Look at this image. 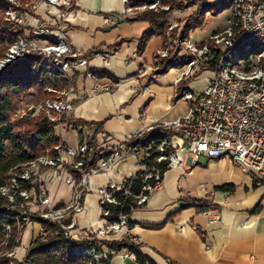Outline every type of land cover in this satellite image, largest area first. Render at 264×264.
<instances>
[{"label":"built area","instance_id":"built-area-1","mask_svg":"<svg viewBox=\"0 0 264 264\" xmlns=\"http://www.w3.org/2000/svg\"><path fill=\"white\" fill-rule=\"evenodd\" d=\"M124 1L130 14H136L135 10L141 8L132 7L129 0ZM12 2L17 6L6 11L5 19L13 26L24 25V34L18 36L16 43L10 45L5 57L0 59V70L19 59L37 56L39 68H32V74L41 73V79L47 77L66 82L62 89H57L54 82L46 86V91L59 95L54 100L46 99L41 105L46 117L56 123V130L65 125V115L73 109L74 98L71 96L76 94L75 77H94L97 70L89 66L90 58L96 55L106 62L108 55L100 52L83 53L71 46L65 33V21L77 0H37L36 5L28 7L37 12L39 5L46 3L55 8L56 14L50 22L36 23L27 9L21 11L18 3L15 0ZM229 2L232 15L227 27L200 42L189 36L173 37L172 31L178 24L169 20L165 33L167 39L154 56L152 68L156 76L170 68L183 69L181 80L197 78L205 70L211 73L201 91L186 87L182 97L189 102L188 113L164 125L170 133L162 131L161 140H151L147 147H129L126 142L108 146L103 154L100 152L102 157L96 164L86 169L87 158L94 153L91 147L94 139L84 133V125L73 123L71 126L79 134L77 147L63 145L61 141L54 148L56 156L47 153L24 164L18 173L15 172L17 170L13 171L10 184L0 188L10 203L21 209L27 207L23 211L24 215L17 220L24 221L25 226L32 222L28 207L36 198L41 207L36 217L58 224L65 237L75 245V251L86 257L87 264H111L116 255L135 261V253L127 247L117 249L106 244L113 241L137 244V240L130 235L133 221L131 214L122 212L111 219L110 209L105 206L113 204L124 207L117 197L118 193L133 195L137 206L144 207L162 187L164 175L169 169L176 166L187 169L203 166L204 163L198 161L202 157L209 160L230 157L236 166L253 176L257 185L264 184V0ZM169 6L157 0L143 8L157 10L162 7L161 10L169 11ZM105 21L108 24L116 22L114 17H107ZM104 89L96 86L94 91ZM130 156L138 159L144 172L142 191L137 195L132 194L131 182L127 179L119 184L101 187L98 194L101 199L102 226L88 230L79 228L76 218L84 209L89 175L108 171ZM151 159L153 164L147 165L145 162ZM157 164L166 167L162 169ZM44 167L48 169L43 173L41 168ZM76 172L80 173L79 179ZM54 176L64 178L74 187L71 201L63 206L54 205L47 195L45 186ZM18 178L29 181L32 188L21 189ZM206 212L211 216V221L219 219L215 205H211ZM137 225L147 227L145 224ZM7 230L10 228L7 227ZM41 234L45 232L42 230ZM21 262L34 264L25 259Z\"/></svg>","mask_w":264,"mask_h":264},{"label":"crops","instance_id":"crops-1","mask_svg":"<svg viewBox=\"0 0 264 264\" xmlns=\"http://www.w3.org/2000/svg\"><path fill=\"white\" fill-rule=\"evenodd\" d=\"M193 8L197 7L189 11ZM187 10L177 13L176 19L184 20L197 9L190 13ZM55 14V8L41 3L33 22H50ZM134 16L127 12L124 0H77L70 10L65 33L71 46L83 53H106L108 58L105 62L100 56H92L89 66L97 70L96 75L75 77L73 109L65 115V125L56 129L66 146H78L79 134L71 126L76 121L85 122L84 133L96 140L103 154L108 146L125 143L155 125L170 124L188 113L189 102L178 90L183 69L170 68L156 76L154 56L165 39L153 36L139 53L140 40L151 25L148 21H129ZM107 17H114L116 22L106 23ZM230 19L193 40L200 42L223 30ZM210 75L205 70L197 78L183 81L186 87L199 92ZM96 86L105 89L94 91ZM202 158L203 166H176L165 173L162 187L147 205L132 211L130 235L156 264H264V184L257 185L253 176L230 157ZM141 169L138 159L130 156L108 171L90 174L84 209L76 218L78 227L88 230L102 226L98 190L119 184ZM223 186L227 189H218ZM46 188L54 205L68 204L72 199L74 187L64 178H50ZM198 201L215 205L219 219L211 221L208 211L198 208ZM180 202L186 205L180 207ZM174 212L173 219L157 227ZM42 230L40 222L26 224L13 258L23 261ZM111 264L136 263L116 255Z\"/></svg>","mask_w":264,"mask_h":264},{"label":"trees","instance_id":"trees-1","mask_svg":"<svg viewBox=\"0 0 264 264\" xmlns=\"http://www.w3.org/2000/svg\"><path fill=\"white\" fill-rule=\"evenodd\" d=\"M2 0H0V12L5 10ZM157 0H129V5L132 7H143L156 3ZM163 3L174 7L190 8L197 6V10L193 12L185 23L182 30V38L189 36L191 31L196 30L204 25L206 15L209 12H214L218 15L225 9L229 8V0H161ZM203 1V3H201ZM219 2V5H216ZM148 21L151 25V30L146 32L139 44L138 52L143 53L149 40L155 35H161L166 40V30L169 26L170 14L169 11L161 9H146L142 13H136V16L129 21ZM1 23V18H0ZM8 23V22H7ZM23 35V34H22ZM10 36H6V39ZM13 42V41H12ZM118 45V44H117ZM7 48H0V58L5 57ZM32 68H39L37 56H31L28 59H19L16 62L8 64L0 71V188L10 184L12 172L19 170L22 164H26L36 160L40 156L50 154L57 155L54 149L61 139L56 135V123L50 121L46 116L36 119H25L18 123L19 131L14 130L13 118L20 105L22 96L27 93L34 92L41 97L48 94L44 91L45 87L55 83L57 89H62L66 86V82L57 79L40 78L41 73L34 75L31 73ZM38 71H41L38 69ZM54 82V83H53ZM186 82L181 80L179 83V92L186 89ZM179 93V94H180ZM73 123V122H72ZM74 123L84 125L85 122L76 121ZM162 131L159 128H154L151 131H146L142 135L133 136L126 141L129 147L142 146L147 147L151 140L159 142L161 140ZM94 139V138H93ZM8 143L13 146V150L8 148ZM65 145V144H63ZM94 153L90 158H87L86 169L93 167L100 159L101 154L95 143L91 145ZM144 163V162H143ZM147 165L153 164V159L145 162ZM159 167L165 168L164 164H157ZM143 170L138 171L133 177L127 179L131 182L132 194L137 195L142 191L143 187ZM76 177L79 179L80 173L76 172ZM18 184L21 189L30 190L32 185L29 181L18 178ZM218 189H227L223 186ZM119 201L124 204V207H119L113 204H107L110 209L111 219H115L120 213L125 212L131 214L133 210L142 208L137 206L133 195L124 196L121 193L117 195ZM23 202V199L18 197ZM25 202V201H24ZM200 210L206 211L212 204H205L198 201ZM60 203L57 206H63ZM27 207L21 209L16 204L9 202L8 198L0 191V264H23L16 260L11 255L16 247L19 246L20 228H25L24 221H19L24 214L23 211ZM176 212L170 214L166 221L158 225L161 227L167 221H170L175 216ZM32 221L42 224L45 234H40L39 237L31 244L27 250L25 260L34 264H87V259L75 251V245L72 241L65 237L60 226L51 221L40 220L38 217L31 215ZM133 225V221H131ZM7 227L10 230H7ZM149 227V225H147ZM58 232V234L56 233ZM106 244L122 249L127 247L136 255V264H156L149 256L143 253L138 244L132 242H106Z\"/></svg>","mask_w":264,"mask_h":264},{"label":"rangeland","instance_id":"rangeland-1","mask_svg":"<svg viewBox=\"0 0 264 264\" xmlns=\"http://www.w3.org/2000/svg\"><path fill=\"white\" fill-rule=\"evenodd\" d=\"M15 1L18 3L21 11H24V9H27L28 13L30 15L35 16L37 14L36 10L33 11V9L28 7L29 5L32 7H33V5H36L37 0H15ZM213 1L214 0H208V2H213ZM1 2H2L3 6L5 7V10L0 12V18H1L0 48H7V51H8L9 46L16 43L18 36L24 34V31H23L24 25H22L23 27H19V26H13V25L7 23V21L5 19L6 11L12 6L14 8H16L17 5H13L12 0H2ZM201 3H203V1ZM158 7H160V5H158ZM169 7H170V10H169L170 19L173 22H175L176 24H178V26H176L172 31L173 37H175V38L181 37L182 36V30L184 29L185 23L187 22V20L190 16H186V18L184 20H178V19H176V16H177L176 14L179 12H183L186 9H188L187 11L190 13L193 11V9H197V8H193L192 11H189L190 10L189 8H182V6L178 7V5H175L174 7H172L170 5ZM147 8L146 7L137 8L135 10V12L136 13H142ZM161 8H158V9H161ZM189 13H187V14H189ZM231 15H232V11L230 8L225 9L223 12H221L218 15H214V12L207 13V15H206L207 19H205V21H207V22H205L202 27L197 28L194 31H191L189 34V37L191 39H194V38L200 39V38L204 37L205 35H207L210 32L211 28L225 25L227 23V21L231 18ZM40 22H44V21L41 20ZM6 36H10V37H8L6 39ZM7 51H6V53H7ZM0 59H2V58H0ZM44 91L48 94L45 97H41L39 94L34 93V92H30V93H27L26 95L22 96L21 101H20V105H19V107H18V109L14 115L13 121H12L14 124L13 126H14L15 131H19V128H18L19 122H21L25 119H36V118H40V117H45L47 115L45 109L41 105L43 104V102L46 99L54 100L59 94L53 93V92H48L45 89H44ZM154 128H159L163 132L170 133L168 130L165 129V126L162 124L155 125ZM8 148L13 150V146H11L10 143H8ZM202 160H203V158L200 159V163H203V162H201ZM21 168H24V164L21 165ZM47 169L48 168H46V167L41 168L43 173L46 172ZM15 172L18 173V170ZM12 175H13V172H12ZM45 188H46V186H45ZM40 189H41V187H40ZM8 190H10V189H7V191ZM40 209H41V207H40L39 202H37L36 198H33L31 206L28 207L29 214L34 215V216H38ZM23 230H24V228H21V232L19 233L20 235L18 238L19 241H20L21 233L23 232Z\"/></svg>","mask_w":264,"mask_h":264},{"label":"water","instance_id":"water-1","mask_svg":"<svg viewBox=\"0 0 264 264\" xmlns=\"http://www.w3.org/2000/svg\"><path fill=\"white\" fill-rule=\"evenodd\" d=\"M180 207H184L186 205V202H180Z\"/></svg>","mask_w":264,"mask_h":264},{"label":"bare ground","instance_id":"bare-ground-1","mask_svg":"<svg viewBox=\"0 0 264 264\" xmlns=\"http://www.w3.org/2000/svg\"><path fill=\"white\" fill-rule=\"evenodd\" d=\"M130 260H132V259H130Z\"/></svg>","mask_w":264,"mask_h":264}]
</instances>
